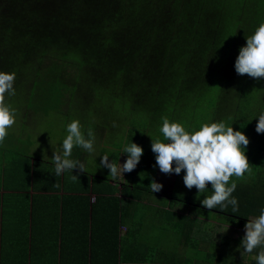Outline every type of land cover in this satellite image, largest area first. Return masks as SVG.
Instances as JSON below:
<instances>
[{
  "label": "trees",
  "instance_id": "1",
  "mask_svg": "<svg viewBox=\"0 0 264 264\" xmlns=\"http://www.w3.org/2000/svg\"><path fill=\"white\" fill-rule=\"evenodd\" d=\"M261 23L264 0H0V71L16 74L15 95L29 87L25 96L37 113L57 109V98L81 95L126 101L122 110L128 118L145 111L149 119L130 118L125 125L130 138L124 148L134 142L144 150L135 170L123 173L130 183L98 175L114 182L107 192L122 193L118 202L124 220L131 198L152 193L153 179L165 185L151 150V138L163 139L162 117L189 131L204 123L232 125L249 138L245 154L255 161L256 176L262 173L264 134L255 129L264 113V78L238 75L234 67L239 49ZM150 119L154 135L147 131ZM124 148L111 154L117 165L127 159ZM235 182V213L231 205L209 211L196 201L212 194L210 184L203 193L195 187L171 192L173 205L204 208L185 216L176 233L198 256L173 251L174 264H257L253 256L261 249L246 253L241 241L245 224L264 208V182L260 177L253 184ZM176 213L169 208L162 218L172 223ZM214 213L225 216L229 227L213 222L201 240L196 230H206V220L217 219ZM202 242L207 246L203 257Z\"/></svg>",
  "mask_w": 264,
  "mask_h": 264
},
{
  "label": "crops",
  "instance_id": "2",
  "mask_svg": "<svg viewBox=\"0 0 264 264\" xmlns=\"http://www.w3.org/2000/svg\"><path fill=\"white\" fill-rule=\"evenodd\" d=\"M4 155L0 264L175 263L173 252L164 256L159 244L147 237L149 233L160 236L167 228L162 217L172 207L159 201L160 195H135L126 208L129 220H123L118 202L122 193L107 192V184L114 182L98 176L103 170H96L97 174L77 168L57 176L52 158L45 153L16 149ZM72 174L78 179L72 180ZM168 198L175 201L172 195ZM147 216L158 221L152 228ZM202 228L195 229L201 240L208 237Z\"/></svg>",
  "mask_w": 264,
  "mask_h": 264
},
{
  "label": "clouds",
  "instance_id": "3",
  "mask_svg": "<svg viewBox=\"0 0 264 264\" xmlns=\"http://www.w3.org/2000/svg\"><path fill=\"white\" fill-rule=\"evenodd\" d=\"M235 71L238 75H248L253 79L264 78V23H261L251 36L246 38V45L239 49L235 60ZM16 74L0 71V145L8 136V129L16 124V110L6 102L7 95H15L14 83ZM256 132L264 134V113L258 117ZM67 135L62 141V151L53 152L55 174L79 169L85 172V166L71 158L74 147H80L88 153L95 152V135L89 130L87 137L82 131L79 120H72L66 128ZM163 139L151 138V150L155 154L156 165L161 173L179 175L182 171L183 183L198 193L205 192L211 185L212 194L201 201L202 207L209 211L219 208L226 211L229 205L232 212L238 211V201L232 196L236 190V179H243L251 174V164L245 154L250 143L242 131L234 130L224 121L204 123L198 130L189 131L179 122H172L162 117L159 128ZM126 161L119 165L109 162V156L101 157L100 166L109 169V177L115 181L123 173H131L139 164L143 148L131 142L124 148ZM72 180L78 177L72 174ZM59 187V185H55ZM152 193L162 190L163 185L154 179L148 185ZM241 245L246 253L261 249L253 259L257 264H264V208L257 217L245 224V235Z\"/></svg>",
  "mask_w": 264,
  "mask_h": 264
},
{
  "label": "rangeland",
  "instance_id": "4",
  "mask_svg": "<svg viewBox=\"0 0 264 264\" xmlns=\"http://www.w3.org/2000/svg\"><path fill=\"white\" fill-rule=\"evenodd\" d=\"M256 86L260 88L261 81H258ZM28 91L29 87H27V90L24 89V92L21 93V95L6 96V102L16 110V124L12 128L8 129L7 137L9 138L10 134V140L0 145V166L4 161V153H10L16 149H21L24 153L25 150H27L30 153L32 152L35 154L39 151L41 153H45V156L52 158L53 152L62 151L61 146L63 139L67 135V125L72 120H79L82 126V131L85 133L86 137L89 130L94 133L95 152L88 153L83 148L74 147L72 156H75L77 159L80 158L79 162L85 166L86 170L97 174H99L98 172L100 170H103L104 173L108 175L109 169L100 166L101 157L103 155H108L109 162H111V154H117V152L124 148L125 144L128 143L130 135L125 128L126 121L131 118V121L136 119L138 123H141L144 120L149 119L148 115L143 110H139L137 114H131V117L128 118V111L122 110V108H127V102L123 100L114 102L109 95L96 96L95 98H92L89 95H81L78 98L74 96H67L65 98L61 97L55 100L57 102L56 106H58L57 109L53 108L50 111L40 109L41 113H39V111L37 113L35 112L37 111L35 107L33 108L28 105V100L25 96L28 94ZM257 91H253V95L256 96ZM263 91L264 89H261L262 93ZM28 107L33 110H30ZM120 117H122V119L118 121V118ZM148 122L151 124L149 125L147 131L148 133L154 135L155 132H151V130L155 127L154 122L151 119ZM146 139L149 141L148 137ZM248 160L251 164V174H245L243 179H236L235 177L232 179L235 181L246 180L249 184H253L255 183L254 181L260 177L261 182L263 183L264 167H261L262 173L258 177L256 176L255 161H253L251 157H248ZM120 163L123 164L124 162ZM96 170L98 172H96ZM183 175V171L179 175L175 173L166 175L160 172V179L164 182V186H166V188H163V191L155 192L154 194L160 195L159 201L164 204L169 203L170 207H172L171 209L173 211H177L178 213L175 214L172 223H166L167 228L165 231H160V236H158V233H149L147 234V237L155 240L159 244L160 248L165 251H177L178 253L185 251L186 256L191 258L198 256L196 255L198 251L192 249L188 245L183 246L184 244L182 239H178L176 237V233H178L179 227L182 225L185 216L194 217L192 214L199 213V211L204 210V208H195L192 205L187 206L185 203L173 205L175 201L168 200V197L172 195V191H182L183 193L185 191L188 192V188L185 187L183 183ZM123 181L130 183L131 179L127 177L123 179ZM208 192L205 193V196L211 195V193ZM196 201H202V199L197 198ZM146 207L150 208L149 205H146L145 208ZM212 216H217V219L211 220L212 224L207 222V220L205 223V228L209 233L211 232L207 227L208 225H214L213 222H216V224L219 225L226 223L229 227L225 216L215 213L212 214ZM147 217V223L149 227L152 228L151 225L155 226L158 221L151 216ZM201 250V257L206 256V242H202Z\"/></svg>",
  "mask_w": 264,
  "mask_h": 264
}]
</instances>
